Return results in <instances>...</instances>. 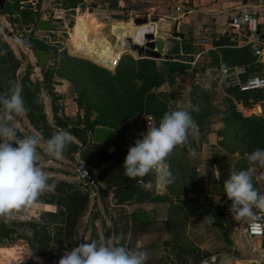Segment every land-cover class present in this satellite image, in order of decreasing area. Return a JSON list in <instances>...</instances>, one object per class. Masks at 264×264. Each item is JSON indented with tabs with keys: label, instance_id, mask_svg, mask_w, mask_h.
I'll list each match as a JSON object with an SVG mask.
<instances>
[{
	"label": "rangeland",
	"instance_id": "obj_1",
	"mask_svg": "<svg viewBox=\"0 0 264 264\" xmlns=\"http://www.w3.org/2000/svg\"><path fill=\"white\" fill-rule=\"evenodd\" d=\"M105 1L113 9L110 13L106 11L102 15L98 10L94 11L95 15L85 13L89 3H98L102 7ZM124 1L6 0L0 10V95L9 91L10 81L22 86V97L26 102L33 103L35 120L34 123L30 122L25 112L23 117H15L12 123L21 137L34 132L40 134L38 153L41 165L56 169V173L45 171L54 181L51 190L40 195L33 206L16 214L15 218L7 222L0 219V264H21V257H12L8 248L1 245L20 237L26 238L24 240L35 255L53 264H58L66 251L80 243L97 240L107 244L117 239L132 250L139 244L147 255L146 264H189L192 258L198 259L195 248L184 235L186 216L175 214V208L178 209L176 206L183 207L188 200L184 198L183 186L175 185L174 170L170 169L168 175L166 172L168 164L174 162V157L170 155L165 167L142 179L133 180L124 175L123 163L129 148L134 146L139 135L143 138L148 124L159 125L172 100L189 102L190 108L195 107L193 112L198 115L192 118L194 126L190 129L189 143L184 147H198L207 141L209 132L213 131L217 134L218 145L225 152L239 158L235 170L237 172L248 167L249 153L257 148L264 149L258 139L259 130H264L262 121H251L242 130L232 121L238 117L237 112L245 117L264 118V103L219 80L217 69L222 63V56L217 52L219 48L211 50L209 61H195L198 53L205 50V44H236L230 38L234 33L211 34L207 40L205 37L182 40L178 35L182 29L174 30L171 27L168 35L160 36L168 45L167 48L164 46L162 57H145L136 53L138 45L134 46L135 53L130 49L124 34L130 29L128 34L140 29L132 24L133 18L148 16V21L154 22L160 16L153 13L154 7L146 6L148 1ZM159 3L164 5V13L167 15L171 13L172 6L182 4L183 0H154L152 4ZM75 8H79L81 15L77 17L75 34L71 39L74 45L72 50L87 48L96 43L107 44L114 52L115 49H126L117 69H102L89 59L72 55L64 23L53 31L36 28L37 22L32 13L37 11L42 13V18L61 20L71 28ZM88 11L90 13L91 9ZM96 17L105 22V27L98 35L89 37L106 36L113 41V33L117 36L115 43L106 37L101 41L87 38L88 33L98 26ZM114 19L123 21L113 23L110 33L109 21ZM184 43L187 52H184ZM35 47L50 53L49 62L44 68L38 66L32 53ZM192 57L194 59L191 60ZM168 61L184 63L186 68L169 74ZM158 76L163 81L150 86L151 81ZM143 90V112L136 118L133 115L137 111L136 100ZM255 104L260 107V113L250 114V111L245 110ZM141 117L145 118L146 131L138 125ZM97 119L117 129L119 137L116 145L104 146L91 141V125ZM57 130L68 131L72 136V142L60 160L43 151L46 141ZM104 149L105 158L95 167L99 170V184L88 188L82 183L75 168L80 162L91 165L89 161L96 158V152ZM257 171L258 176L264 177V169L257 167ZM158 175H161V183L158 180L161 189L157 185ZM57 178L80 182L86 188L68 192L62 184L56 182ZM262 180L264 178L259 182ZM257 182L254 180L255 187ZM144 184L149 187L146 189ZM73 197H79L87 204V208L80 211L75 224L66 219ZM139 209L152 212L153 217L150 220H137ZM33 215L38 218L37 221L30 220ZM10 227H14L16 232L9 233Z\"/></svg>",
	"mask_w": 264,
	"mask_h": 264
},
{
	"label": "crops",
	"instance_id": "obj_2",
	"mask_svg": "<svg viewBox=\"0 0 264 264\" xmlns=\"http://www.w3.org/2000/svg\"><path fill=\"white\" fill-rule=\"evenodd\" d=\"M119 1L122 3L123 0ZM139 1H148L146 6L154 7L153 13H158L156 15L160 16L157 21L153 22L154 25L150 24L155 33L158 30L157 36L159 37L168 35L171 27L177 23V29H182V32L178 34L182 40L190 37L193 39L205 37L207 40L211 34L223 35L228 33L231 35L234 33L230 38L236 41L234 44L236 47H243L241 45L246 36L243 30L233 31L228 26L227 13L249 12L257 21L258 35L264 47V0H183L182 4L175 6L188 7L189 12L182 14L180 10L175 9V6H172L170 8L171 13L167 15L164 13L165 7L162 3L152 4L154 0ZM92 6L102 15L106 14V11L108 13L113 11L107 1L103 3L102 7L98 3H94ZM174 16H178V21L173 19ZM98 19L96 17L97 21L102 22ZM198 19L199 21L195 22ZM114 21L123 20L114 19L111 22ZM195 24L197 25L194 26ZM164 46L168 47L165 43ZM205 46V50L198 53L195 61H209L212 56L211 50L219 48L210 44H205ZM217 52L219 53L218 50ZM192 59L194 58L192 57ZM253 62L258 67V70L253 74L264 76V50L261 56H255ZM260 102L264 103V100ZM177 105L189 106L188 111L191 109L190 103L185 100H172L169 108L175 109ZM257 108L261 111L258 105ZM193 122L192 119V126H194ZM217 138V134L211 131L207 136V141L198 147L191 146L197 152L196 158L190 157L189 146L187 148L184 146L176 147L178 150L171 154L174 157V162L168 164L166 170L167 175L170 169L171 171L174 170L176 174L175 185L183 186L184 198L188 200L185 206H176L178 209L175 208V214L182 213L186 216L184 235L195 248V253L198 256V259L192 258L189 264L195 260H197L196 264H264L262 244L257 239L244 234L241 220H237L235 216L231 218L228 214L231 201L227 197L219 195L216 175L218 173L223 175L226 181L230 172L236 170L239 158L235 157L234 154L225 152L218 145ZM258 173L257 171V176ZM160 176H157L158 187ZM256 188L264 193V181L259 182L258 180ZM151 214L153 217L152 212ZM32 217L36 216L33 215ZM1 245L9 249L7 251L12 257H19V259L21 257L19 261L21 264H53L45 258L35 255L24 239L19 238L10 243L7 241L6 244ZM26 258L30 260H26Z\"/></svg>",
	"mask_w": 264,
	"mask_h": 264
},
{
	"label": "clouds",
	"instance_id": "obj_3",
	"mask_svg": "<svg viewBox=\"0 0 264 264\" xmlns=\"http://www.w3.org/2000/svg\"><path fill=\"white\" fill-rule=\"evenodd\" d=\"M9 83V91L0 95V219L5 222L33 206L40 195L51 190L54 184L39 163L40 134L34 132L21 137L12 123L15 117L25 115L26 108L21 95L22 86ZM188 107L177 105L175 109L169 108L158 126L148 124L143 138L136 139L128 150L123 163L125 176L135 180L158 172L165 167L167 158L176 147L188 145L192 128ZM192 110L195 111V107ZM71 142V133L57 130L46 141L43 151L60 160ZM188 150L191 158L197 157L194 148L189 146ZM247 162L246 169L231 171L224 182L226 196L231 201L230 211L237 220H257L261 218L260 214H264V193L254 186V180L264 178L256 175L257 167L264 169V149L257 148L249 153ZM219 176L218 173L216 178ZM143 186L149 187L148 184ZM146 260L147 255L139 244L132 250L119 239L107 244L92 240L66 251L58 264H146Z\"/></svg>",
	"mask_w": 264,
	"mask_h": 264
},
{
	"label": "built area",
	"instance_id": "obj_4",
	"mask_svg": "<svg viewBox=\"0 0 264 264\" xmlns=\"http://www.w3.org/2000/svg\"><path fill=\"white\" fill-rule=\"evenodd\" d=\"M89 9H91L90 13H88ZM175 9L177 11H181L182 14H185L190 11L188 7L181 8V6L177 5L175 6ZM96 8H93L92 3H89L86 8V14L92 15L94 14ZM75 15L74 17V24L70 27L67 26L65 22L64 27L66 30L64 32L66 33L67 42H68V48L69 50H72L74 48V45L71 42L72 36L75 34V26L77 17L81 14H79V8H75ZM46 19V18H45ZM49 19V18H48ZM174 20H178V16L173 17ZM53 20V19H51ZM54 21V20H53ZM118 21L109 22V31L111 33V26L113 23H117ZM104 26L101 28V30L105 27V22L103 23ZM227 24L233 31H240L243 30L245 33L246 38L242 42L241 46H249L251 50L253 51V54L255 56H261L263 54V43L262 40L259 38L258 32H257V21L256 19L246 11L236 12V13H227ZM98 33H93L91 31L88 33L87 38L91 39L93 37H89L90 35H98ZM111 36L113 37V41H110L108 37H106L110 42L115 43L117 41V36L113 33H111ZM139 44V43H138ZM77 48V47H76ZM127 52L126 49L119 50L115 49L114 55L111 56L110 60V66L108 67L106 65H101L98 63H95L96 65L105 68L107 70H115L118 63L121 60V57ZM72 54V53H71ZM74 56H77L76 54H72ZM80 57V56H79ZM83 57V56H81ZM217 76L220 81H223L227 84V86L231 85L235 88H237L239 91H247V90H254V89H264V76L251 74L249 73V65L248 64H236L232 66L227 65H221L217 69ZM250 111V114H257L261 111L258 110L257 104L253 105L252 108L245 109ZM79 178L82 180V183L88 187L93 188L96 187L97 184H99V170L95 167H93L90 164H86L83 162H80L79 165L75 168ZM87 173V175L85 174ZM261 218L257 220H241L242 229L244 231V234L248 237L257 239L264 248V214H260Z\"/></svg>",
	"mask_w": 264,
	"mask_h": 264
},
{
	"label": "trees",
	"instance_id": "obj_5",
	"mask_svg": "<svg viewBox=\"0 0 264 264\" xmlns=\"http://www.w3.org/2000/svg\"><path fill=\"white\" fill-rule=\"evenodd\" d=\"M111 7H116V6L111 5ZM34 13L35 12H33L32 14L34 15ZM103 23L104 22L96 21V25H98V26L93 31V33L100 32L101 28L104 26ZM113 27H114V25H113ZM103 37H105V36H96V37H93V39H96V40L99 39V41H101V39H103ZM215 45L217 47H219L218 51H219V54H221V56H222L221 65L232 66V65H236V64H248L249 65V73H251V74H253L254 72H256L258 70V67L253 62L255 60V56L253 55V51L251 50V48L249 46L236 47L234 44H231V43H229V44L218 43ZM105 46H107V47H105ZM99 47H100V49H99ZM101 47H103V48L101 49ZM183 49L185 50L184 52H187L186 51L187 45L185 43L183 45ZM70 52L72 54H76L78 56H83L84 58L89 59L94 63L106 65L108 67H111L110 66L111 56L114 55V53H115L114 51L111 50L110 47H108L107 44H104V43L92 44L90 47H87V48L80 47L77 50L76 49L70 50ZM124 56H125V54L121 57V60L115 69H117L119 67ZM167 65H168L167 69H168L169 74H172L175 71L182 70V69L186 68L184 63H181L178 61H168ZM98 67H100V66H98ZM100 68H102V67H100ZM102 69H105V68H102ZM42 70H44V69H42ZM160 81H163V78L161 76H158L157 79L151 81L150 86H155V85L159 84ZM27 82H30V81H27ZM236 90H238V89L236 88ZM144 92H145V90L141 91L139 93V97L136 100L137 111L133 113V115L136 118L141 116L142 112H143V107H144V102H145L144 98H143ZM240 92L249 93V94L253 95L255 97L256 101L264 100V89H254V90H247V91H240ZM23 100H24V105L26 108V115H27L28 119L30 120V122L34 123V120H35L34 117L36 116V114H35V111L33 110L34 109L33 103L26 102V100L24 98H23ZM157 100H159V99L157 98ZM189 112H190L192 118H197L198 115L196 113H194L192 109H190ZM237 114H238L237 115L238 117L232 121H233L234 125L240 126V128H239L240 130L244 129V127L249 125V123L251 121L259 120V121H262L264 123V118H259L256 116L245 117V116L240 115L238 112H237ZM99 125L111 127L110 125L103 123L101 120L97 119L92 123L91 131L93 130V128L95 126H99ZM115 130L117 132V139H118L119 133H118L117 129H115ZM258 133L260 136L258 139L261 141V143L264 146V130L261 129V130H259ZM117 139L115 141H112V142L97 143V144H102L104 146H114L117 144ZM105 151L106 150L104 149L103 151L99 150V152H96V156H95L96 158L94 160H90L89 163H91V165L93 167H98L99 164L105 158L103 156L105 154ZM77 188H79V187H77ZM73 189H76V188H73ZM73 189H71V190H73ZM65 190H66V188H65ZM71 190H69V191H71ZM225 197H227V196H225ZM86 205L87 204H85L84 201L81 200V198L73 197L71 202H70V206H69L70 211L68 212V215L66 218L67 221L71 224H75L80 211L82 210V208L86 207ZM30 220L31 221H37L38 218L37 217H31ZM20 238L26 239L25 237H20ZM196 263H197V260L193 261L191 264H196Z\"/></svg>",
	"mask_w": 264,
	"mask_h": 264
},
{
	"label": "water",
	"instance_id": "obj_6",
	"mask_svg": "<svg viewBox=\"0 0 264 264\" xmlns=\"http://www.w3.org/2000/svg\"><path fill=\"white\" fill-rule=\"evenodd\" d=\"M5 1L6 0H0V10L3 9V5ZM34 18L37 22L36 28L38 30L53 31L63 25V22L61 20L53 21L51 19L42 18V13L40 11H37L34 13ZM148 19H149L148 16H143V17H135L133 18L132 21L136 25H140V24L142 25V24L149 22ZM173 29L174 30L177 29V23H174ZM257 32H259V26L257 27ZM136 45H138V49L136 50V53L143 54L145 57L161 58L163 55L162 51L164 48V41L161 37L155 36V34L152 32H146L144 34L142 43L141 44L131 43L130 48L134 49V46ZM32 53L40 68H44L48 64L50 53L46 49L35 47V48H32ZM138 125L141 128V130L143 131L147 130L144 117L139 118ZM116 139H117V132L112 127L99 125V126H95L91 132V141L93 143L112 142V141H115ZM139 139H142L141 135H139ZM39 163L44 171H52L56 173L55 168H52L49 166H42L41 161ZM50 182L51 181H49V183ZM56 182L62 184L66 188L67 191L73 188H77V187L83 188V189L86 188L85 186H83L82 183L77 182V181H67L64 179L57 178ZM224 182H225V177L223 175H220L219 179H217V188H218L219 195L221 196H226V192L224 190ZM86 208L87 206L85 207V209ZM228 214L230 215L231 218H233V215L231 214L230 211L228 212ZM151 218H152L151 212L145 211L144 209L137 210V213H136L137 220L144 221V220H150ZM15 232H16V229L14 227L9 228V233H15Z\"/></svg>",
	"mask_w": 264,
	"mask_h": 264
},
{
	"label": "bare ground",
	"instance_id": "obj_7",
	"mask_svg": "<svg viewBox=\"0 0 264 264\" xmlns=\"http://www.w3.org/2000/svg\"><path fill=\"white\" fill-rule=\"evenodd\" d=\"M155 22V21H154ZM132 24H134L133 23V21H132ZM150 24H152L153 25V22H147V23H145V24H140V25H136V24H134V25H136V26H139L140 27V29H135V30H132V32L131 33H126V34H124L125 36H126V38H127V40H128V42H129V44H131V43H139V44H141L142 43V39L144 38V34L146 33V32H152V33H154V34H156L155 32H154V28H152L151 26H150ZM142 26H144V29L142 28ZM156 27V26H155ZM157 30V29H156ZM144 32V33H143ZM131 49V48H130ZM134 53H135V51L133 50V49H131ZM158 189H161V188H159L158 187Z\"/></svg>",
	"mask_w": 264,
	"mask_h": 264
}]
</instances>
